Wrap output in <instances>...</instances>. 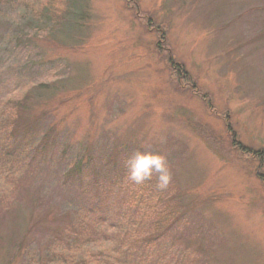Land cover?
<instances>
[{
  "label": "rangeland",
  "instance_id": "1",
  "mask_svg": "<svg viewBox=\"0 0 264 264\" xmlns=\"http://www.w3.org/2000/svg\"><path fill=\"white\" fill-rule=\"evenodd\" d=\"M25 1L0 2L1 123L17 130L47 110L62 145L106 161L141 145L163 153L174 191L145 196L180 205L185 226L164 235L182 231L177 259L147 264H264V0H80L64 32L38 26ZM27 82L31 107L16 109ZM58 158L0 170V264H62L49 255L75 221V191L54 176ZM117 244L91 245L109 256Z\"/></svg>",
  "mask_w": 264,
  "mask_h": 264
},
{
  "label": "trees",
  "instance_id": "2",
  "mask_svg": "<svg viewBox=\"0 0 264 264\" xmlns=\"http://www.w3.org/2000/svg\"><path fill=\"white\" fill-rule=\"evenodd\" d=\"M79 1L34 0L31 3L27 0L25 5L31 7L33 15H39L38 26L42 29L50 32H64L65 22L80 24L78 19L83 14L85 6H82ZM29 40L30 37L27 36L26 43H29ZM47 71H51V68L43 70L41 76L49 78ZM32 83L27 82L26 86L22 83L21 89L25 86L22 91L28 90L17 97L13 107L19 109V107L27 106L29 108L30 105H27L29 98L35 95ZM51 87L49 84L40 86L42 91H38V94H46ZM0 103L2 105L0 107V170L6 169L11 172L17 170L18 174H22L24 168L35 170L44 167L58 152L59 158L53 165L54 176L57 177L60 186L67 185L75 191V197H72L71 201L75 204L72 208L75 210V221L64 225V234H60L58 238L64 246L60 245L59 252L53 247L49 255L50 263L147 264L156 254L157 262L164 259L168 256L166 250L170 251L169 258L177 259L173 255V248L182 235V231L178 230L175 235L165 236L167 228L174 225L185 226L182 222L184 219L179 221L175 217L179 211L178 216L182 212L180 205L175 206L173 203L172 206L161 202L164 197L145 196L146 192L155 191V178L141 185L128 181V170L125 166L128 154L119 157L108 152L111 159L108 158L109 160L106 161L101 157L103 152L92 151L90 147L80 150L72 145H62L64 142L60 139L61 133L56 130L59 122L55 123V114L47 110H40V114L30 122H28L30 118L26 111L22 117L27 122H24L23 126L17 130L16 128L8 129L5 127L7 122L1 123L3 113L7 110L2 100ZM48 117L50 119L48 127L44 125L40 127L37 124L38 120ZM75 144L80 143L77 141ZM59 147L60 150L57 151L56 148ZM118 168L119 176L115 171ZM168 189L172 194L173 185H169ZM167 198L170 201L173 197ZM174 207L177 209H173ZM135 228H137L136 231H131ZM143 229H150V231L142 232ZM183 232L186 234L187 231ZM96 242L110 243L111 246L120 244H117L108 256L104 255L102 250H100L101 253L98 249L93 250L91 244ZM108 246V248L111 247ZM122 256L125 257L123 262Z\"/></svg>",
  "mask_w": 264,
  "mask_h": 264
},
{
  "label": "clouds",
  "instance_id": "3",
  "mask_svg": "<svg viewBox=\"0 0 264 264\" xmlns=\"http://www.w3.org/2000/svg\"><path fill=\"white\" fill-rule=\"evenodd\" d=\"M125 166L128 181L135 185L155 178L156 188L163 191L171 183L172 175L167 157L163 153L148 150L144 145L127 158Z\"/></svg>",
  "mask_w": 264,
  "mask_h": 264
}]
</instances>
